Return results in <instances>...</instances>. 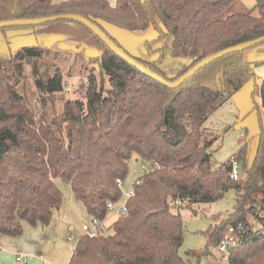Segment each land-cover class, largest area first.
<instances>
[{"label": "trees", "instance_id": "1", "mask_svg": "<svg viewBox=\"0 0 264 264\" xmlns=\"http://www.w3.org/2000/svg\"><path fill=\"white\" fill-rule=\"evenodd\" d=\"M237 1L0 0V22L82 16L140 64L174 81L207 56L264 35V0L231 12ZM51 24H65L78 35L82 30L93 40L67 39L75 56L87 45L98 51L82 61L79 79L69 80L70 72L54 67L59 52L48 57L47 46L10 50L7 32ZM108 27L128 33L152 29L156 36L143 44L147 59L132 56ZM246 51L226 54L170 89L78 22L0 28V238H19L24 224L47 227L61 206L57 182L63 181L90 218L102 224L98 236L77 239L68 264H184L179 210L195 214V206L214 203L234 188L233 211L208 228L207 247H217L231 225L237 244L227 264H264V131L245 178L234 181L232 160L244 164L246 148L214 168L210 151L216 139L204 128L250 80L264 111V78L256 80L251 69L256 63L244 61ZM177 66L174 74L165 71ZM66 85L73 99H66ZM133 156L147 170L133 183L125 213L107 231V204L119 202L117 181L125 180Z\"/></svg>", "mask_w": 264, "mask_h": 264}, {"label": "rangeland", "instance_id": "2", "mask_svg": "<svg viewBox=\"0 0 264 264\" xmlns=\"http://www.w3.org/2000/svg\"><path fill=\"white\" fill-rule=\"evenodd\" d=\"M108 1L114 4V0ZM245 4L238 0L230 11L242 12L252 8ZM67 28L65 24H51L9 31L7 38L10 42V50H17L23 46H47L50 48L48 57H52L55 51V53L59 52L54 67L70 72L69 80L79 79L82 61L98 51L95 46L87 45L83 55L78 53L75 56L77 50L68 46L67 42L70 41L67 39L75 42V40L83 41V38L88 40L91 38L82 30L78 35L69 32ZM119 44L121 45L120 42ZM244 54L246 57L253 55L250 60L256 63L251 66L254 77L256 80L263 79L264 44L247 50ZM180 68L177 66L173 69H164L171 75ZM254 85V80L244 84L226 103L212 113L204 124V128L216 139L210 151L212 167H220L232 159L242 147L246 148L244 164H239L240 177L243 178H245V169H249L254 161L259 134L261 130L264 131V111L258 96L253 97ZM65 92L66 99L74 98L70 85H66ZM61 105L62 103L59 108ZM144 170L143 162L133 156L129 162L128 174L121 184V198L116 209L124 207L133 183ZM57 183L63 200L59 209L54 212L49 225L45 228L40 225L31 227L24 224L23 233L19 238H0V264H68L77 239L83 235L82 226L87 222L89 215L83 208H79L69 185L63 181ZM235 198L236 190L229 188L214 203L195 206V214L188 208L179 210L184 226V240L179 248V254L184 264H227L226 257L219 253L216 246L207 247L206 232L210 226L226 220L232 213ZM118 216L116 212L107 213L104 221L105 230ZM16 257H21L22 262L17 263Z\"/></svg>", "mask_w": 264, "mask_h": 264}, {"label": "water", "instance_id": "3", "mask_svg": "<svg viewBox=\"0 0 264 264\" xmlns=\"http://www.w3.org/2000/svg\"><path fill=\"white\" fill-rule=\"evenodd\" d=\"M58 20H71L74 22H78L84 25L87 29H89L94 35H96L114 54L123 59L125 62L136 68L138 71L148 76L149 78L154 79L155 81L161 83L167 88L174 89L183 84L186 80L192 77L197 71L208 65L209 63L221 58L222 56L239 51H246L256 47L257 45H261L264 43V35L258 37L257 39L247 41L244 43L237 44L235 46L229 47L225 50H222L216 54L207 56L206 58L199 61L181 76H179L174 81H168L150 70L148 67L140 64L137 60L133 59L129 56L121 47L117 46L107 35L100 30L95 24L91 23L89 20L85 19L79 15H59L52 17H44L38 19H19V20H11V21H1L0 28H9V27H25L31 25H43L46 23L58 21Z\"/></svg>", "mask_w": 264, "mask_h": 264}, {"label": "built area", "instance_id": "4", "mask_svg": "<svg viewBox=\"0 0 264 264\" xmlns=\"http://www.w3.org/2000/svg\"><path fill=\"white\" fill-rule=\"evenodd\" d=\"M144 169L147 170L146 166H144ZM230 177L234 181H236L240 178L239 164L235 160H232V163H231ZM117 184L119 186H121V182L119 180L117 181ZM131 194H132V192L130 191V195ZM183 204H185V202H183ZM177 205H181V203L177 202ZM107 208H108V212H116L118 215L125 213L124 207L122 209H116V206L113 204H110V203L107 204ZM238 226L240 229L241 228L240 225H238ZM101 227H102L101 223H99L95 219L90 218L87 221V223H85L82 226L83 235L88 237V238H94V237L98 236ZM236 244H237V230L233 226L228 225L225 228V230L221 236V239L218 243L217 249H218L219 253L222 254L223 257H226L230 253L232 248H234L236 246ZM16 261H17V263H21L22 262L21 257H16Z\"/></svg>", "mask_w": 264, "mask_h": 264}, {"label": "crops", "instance_id": "5", "mask_svg": "<svg viewBox=\"0 0 264 264\" xmlns=\"http://www.w3.org/2000/svg\"><path fill=\"white\" fill-rule=\"evenodd\" d=\"M62 1H64V0H62ZM115 1L116 0H114V3H115ZM240 2L244 3V4L246 3L245 5L248 6L249 8L253 7L255 5V0H240ZM107 30H108L109 34L112 35L116 40H118L121 43V45L124 47V49H126L131 55H133L137 58L143 59V60L147 59V55H146V52L144 50L143 44L145 41L151 40L156 36V33L152 29H148L142 33L122 32L119 29H116L113 27H108ZM252 57H253V55H251L250 57L249 56L246 57L245 54L243 55L244 61L250 62V63H253V61L250 60ZM57 185H58V183H57ZM73 199H74V197H73ZM77 204L79 205V208H81V209L83 208L79 203H77ZM83 210H84V208H83ZM89 219H90V216L87 219V221ZM104 227H105V224H104ZM69 229L72 230L73 228L69 227Z\"/></svg>", "mask_w": 264, "mask_h": 264}]
</instances>
